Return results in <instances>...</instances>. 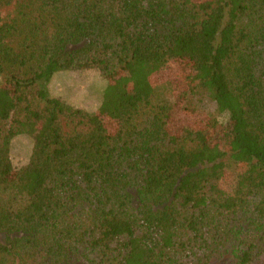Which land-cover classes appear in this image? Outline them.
<instances>
[{"label":"trees","instance_id":"16d2710c","mask_svg":"<svg viewBox=\"0 0 264 264\" xmlns=\"http://www.w3.org/2000/svg\"><path fill=\"white\" fill-rule=\"evenodd\" d=\"M174 59L226 116L224 148L168 130L152 76ZM88 68L95 111L49 93ZM0 79V264H264V0H0Z\"/></svg>","mask_w":264,"mask_h":264},{"label":"rangeland","instance_id":"374dc122","mask_svg":"<svg viewBox=\"0 0 264 264\" xmlns=\"http://www.w3.org/2000/svg\"><path fill=\"white\" fill-rule=\"evenodd\" d=\"M192 71L185 59L169 61L152 76L156 83H163L174 105L168 130L177 133L190 125L202 131L208 144L224 148L223 132L227 130L226 116L217 112L215 103L203 91L188 93ZM1 80V79H0ZM107 80L97 68L58 72L48 84L51 95L59 96L75 108L93 112L98 109ZM33 146L31 133H21L11 140L9 159L14 168L24 166L30 157ZM240 171L226 174L230 185L234 184ZM215 264H230L225 256Z\"/></svg>","mask_w":264,"mask_h":264}]
</instances>
